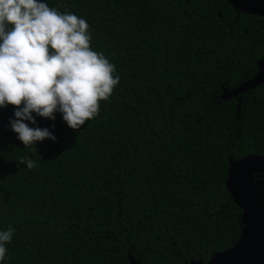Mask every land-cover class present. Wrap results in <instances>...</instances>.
Returning <instances> with one entry per match:
<instances>
[{"label":"trees","instance_id":"trees-1","mask_svg":"<svg viewBox=\"0 0 264 264\" xmlns=\"http://www.w3.org/2000/svg\"><path fill=\"white\" fill-rule=\"evenodd\" d=\"M47 3L86 20L120 79L79 129L36 117L55 141L24 147L14 106L0 108V229H14L0 264H206L229 251L243 213L227 172L264 158V83L227 94L257 72L264 18L227 0ZM245 188L264 212V176Z\"/></svg>","mask_w":264,"mask_h":264},{"label":"clouds","instance_id":"clouds-1","mask_svg":"<svg viewBox=\"0 0 264 264\" xmlns=\"http://www.w3.org/2000/svg\"><path fill=\"white\" fill-rule=\"evenodd\" d=\"M88 28L84 18L47 0H0V108L14 106L8 127L24 147L55 141L36 117L54 120L58 113L68 128L79 129L119 82L114 65L90 48ZM17 162L35 167L28 157ZM13 232L0 229V260Z\"/></svg>","mask_w":264,"mask_h":264},{"label":"water","instance_id":"water-1","mask_svg":"<svg viewBox=\"0 0 264 264\" xmlns=\"http://www.w3.org/2000/svg\"><path fill=\"white\" fill-rule=\"evenodd\" d=\"M236 10L264 18V0H227ZM264 83V51L257 62V72L248 81L229 91L227 98L236 97ZM264 176V158L247 156L230 162L226 189L234 204L242 210L243 229L237 243L226 252L214 254L206 264H264V212L260 211L246 192L245 180L249 174ZM189 264H202L191 261Z\"/></svg>","mask_w":264,"mask_h":264}]
</instances>
